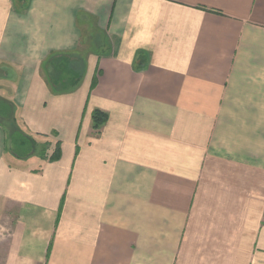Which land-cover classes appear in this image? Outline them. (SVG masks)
Instances as JSON below:
<instances>
[{
  "label": "crops",
  "instance_id": "obj_1",
  "mask_svg": "<svg viewBox=\"0 0 264 264\" xmlns=\"http://www.w3.org/2000/svg\"><path fill=\"white\" fill-rule=\"evenodd\" d=\"M0 234V264H264V0H0Z\"/></svg>",
  "mask_w": 264,
  "mask_h": 264
},
{
  "label": "trees",
  "instance_id": "obj_2",
  "mask_svg": "<svg viewBox=\"0 0 264 264\" xmlns=\"http://www.w3.org/2000/svg\"><path fill=\"white\" fill-rule=\"evenodd\" d=\"M48 63L52 67V72L49 74V81L55 94L71 93L79 86L82 80V72L81 66L79 67L81 64H79L78 60L73 62L71 59L61 56L52 58ZM95 84L96 82L93 83V88ZM4 108L7 120L2 122L9 132L12 154L20 159H25L38 153L40 157L46 158L47 150H41L35 139L27 136V134L19 128L14 115L10 113L9 107L5 106ZM92 120L93 128L95 130H100L106 124L108 115L102 111L96 110L93 112ZM59 158L60 149L57 147L54 154L50 157V160L55 161Z\"/></svg>",
  "mask_w": 264,
  "mask_h": 264
},
{
  "label": "rangeland",
  "instance_id": "obj_3",
  "mask_svg": "<svg viewBox=\"0 0 264 264\" xmlns=\"http://www.w3.org/2000/svg\"><path fill=\"white\" fill-rule=\"evenodd\" d=\"M16 122H17V121H16ZM17 125H18V124H17ZM38 144H39V143H38ZM49 146H50V144H48V143H45V144H44V143H43V145L41 144V146H40L41 148H40V149H41V150H44V149L47 150V149L49 148ZM0 235H1V234H0ZM5 235H6V234H5ZM5 244H6V242H5L4 245H3L4 247L6 246ZM1 251H2V250H1Z\"/></svg>",
  "mask_w": 264,
  "mask_h": 264
}]
</instances>
